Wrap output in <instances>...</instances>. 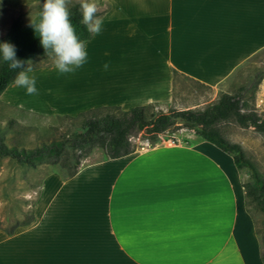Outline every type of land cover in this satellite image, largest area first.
<instances>
[{
  "label": "crops",
  "instance_id": "0c3cea01",
  "mask_svg": "<svg viewBox=\"0 0 264 264\" xmlns=\"http://www.w3.org/2000/svg\"><path fill=\"white\" fill-rule=\"evenodd\" d=\"M98 2L107 8L102 30L86 41V62L69 73L68 89L52 95L73 97L54 106L71 116L101 106L169 107L174 71L217 93L264 51V0ZM179 137L88 162L70 178L46 175L33 221L3 233L5 264H263L242 170L212 156L197 135Z\"/></svg>",
  "mask_w": 264,
  "mask_h": 264
},
{
  "label": "rangeland",
  "instance_id": "374dc122",
  "mask_svg": "<svg viewBox=\"0 0 264 264\" xmlns=\"http://www.w3.org/2000/svg\"><path fill=\"white\" fill-rule=\"evenodd\" d=\"M75 2L78 0H71L70 4ZM39 4H43V1L35 5L18 6L14 9H7L0 4V41L5 36L11 21L18 16L21 17L23 26L29 25L30 19L36 15V7ZM105 8L100 7V9ZM31 62L33 71L28 75L35 78V85L39 91L43 92L39 94L38 91L36 94L29 95L26 93V89L14 84L9 86L0 96V135L8 146L34 148L40 142L56 137L69 129V123L60 117L71 115L65 111H57L54 106H67L73 97L62 99L58 96H52L68 89L69 73H59L55 69L52 59L48 56L37 57ZM263 73L264 51L242 65L237 73H234L223 86L217 89V93L215 90L177 75L174 78V101L172 105L169 107L156 105L153 111L166 113L169 108L179 111L186 109L202 110L213 103L220 94L233 93L242 88L244 89V97L249 99L250 107L256 111L260 119H264V77L261 78ZM23 92L25 93V101H32L40 105L21 101ZM260 92L262 94L259 102L258 94ZM179 125L181 124L176 122V126ZM222 128L229 141L238 143L242 147L245 157L254 164L264 180V134L255 132L251 127L241 128L233 122L223 124ZM181 133L195 135L191 130L178 128L165 132L159 138L174 139L177 142V139L181 138L179 137L182 135ZM130 140L134 148L140 144H149L141 133L131 137ZM208 145L213 149L210 151L212 156L216 157L215 153L225 155L232 165V157L229 154L221 152L210 144ZM207 152L209 153L206 149V157H212ZM103 157V151L100 148H94L87 157L81 160L80 166ZM53 172L65 176V171L59 166L40 163L35 168L20 167L8 158H0V232H2L0 233V264H5L6 243L4 234L6 233L3 230L11 228L15 220L23 221L30 212L33 213L41 180ZM242 173L243 184L249 182L248 172L243 169ZM246 207L253 218L256 231L260 237L263 217L248 200H246Z\"/></svg>",
  "mask_w": 264,
  "mask_h": 264
},
{
  "label": "trees",
  "instance_id": "16d2710c",
  "mask_svg": "<svg viewBox=\"0 0 264 264\" xmlns=\"http://www.w3.org/2000/svg\"><path fill=\"white\" fill-rule=\"evenodd\" d=\"M41 5H37L36 14L40 11ZM69 8L72 13L71 22L77 30V35L81 40L89 41L93 34L80 23L79 3L69 4ZM106 11L107 8L100 9L98 15L103 16ZM29 25L23 26L21 17L18 16L11 21L0 41L15 45L16 56L23 61L47 56L39 36ZM22 70L23 68L9 69L8 64L0 60V96L9 86L14 85L15 76ZM177 75L178 73L174 71V78ZM263 77L264 73L261 78ZM243 91L244 89L239 88L233 93L220 94L213 103L202 110L179 111L169 108L166 113L154 112L156 104H150L127 111L118 106H101L88 109L76 116L64 115L60 118L69 123V129L40 142L34 148L8 146L0 135V158H8L20 167L35 168L40 163L59 166L65 171L64 177L70 178L77 173L81 160L94 148H100L105 158L116 159L135 150L130 138L139 133L153 145L159 142V136L165 132L178 128L191 130L202 141L229 154L238 170L244 169L248 172L250 181L242 186L246 200L252 203L263 217L260 241L261 261L264 264V180L254 164L245 157L242 147L229 141L222 128L223 124L233 122L241 128L251 127L255 132L264 134V119H260L256 111L250 107L249 99L244 97ZM177 118L182 120V125L176 126ZM33 219V213L30 212L25 220H15L11 228L3 231L11 235L17 228L29 225Z\"/></svg>",
  "mask_w": 264,
  "mask_h": 264
},
{
  "label": "clouds",
  "instance_id": "9594fccd",
  "mask_svg": "<svg viewBox=\"0 0 264 264\" xmlns=\"http://www.w3.org/2000/svg\"><path fill=\"white\" fill-rule=\"evenodd\" d=\"M70 3L71 0H43L40 11L35 18L30 19L29 25L39 36L46 55L52 59L55 69L61 74L75 72L87 59V42L80 39L71 22ZM78 3L80 23L89 33L98 35L104 23V17L98 15V0H78ZM16 52L15 45L9 42L0 43V60L7 63L9 69L23 68L17 73L13 83L26 89L29 95L36 94L35 78L28 75L33 71L32 62L18 59ZM107 67L105 64L104 68Z\"/></svg>",
  "mask_w": 264,
  "mask_h": 264
},
{
  "label": "water",
  "instance_id": "95a60500",
  "mask_svg": "<svg viewBox=\"0 0 264 264\" xmlns=\"http://www.w3.org/2000/svg\"><path fill=\"white\" fill-rule=\"evenodd\" d=\"M176 122H177L178 124H181V125L183 124V122H182V120H181L180 118H177V119H176Z\"/></svg>",
  "mask_w": 264,
  "mask_h": 264
},
{
  "label": "bare ground",
  "instance_id": "6f19581e",
  "mask_svg": "<svg viewBox=\"0 0 264 264\" xmlns=\"http://www.w3.org/2000/svg\"><path fill=\"white\" fill-rule=\"evenodd\" d=\"M67 87H68V85H67ZM44 89V88H43Z\"/></svg>",
  "mask_w": 264,
  "mask_h": 264
}]
</instances>
